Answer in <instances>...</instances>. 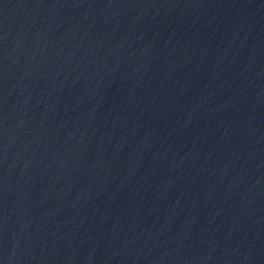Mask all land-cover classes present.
<instances>
[{
	"label": "water",
	"instance_id": "water-1",
	"mask_svg": "<svg viewBox=\"0 0 264 264\" xmlns=\"http://www.w3.org/2000/svg\"><path fill=\"white\" fill-rule=\"evenodd\" d=\"M0 82L124 152L264 264V0H0Z\"/></svg>",
	"mask_w": 264,
	"mask_h": 264
}]
</instances>
